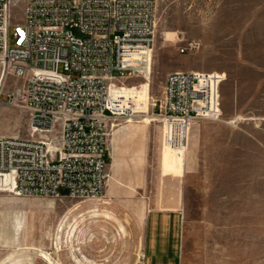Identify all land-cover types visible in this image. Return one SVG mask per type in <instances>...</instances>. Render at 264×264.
I'll use <instances>...</instances> for the list:
<instances>
[{
  "label": "rangeland",
  "instance_id": "rangeland-1",
  "mask_svg": "<svg viewBox=\"0 0 264 264\" xmlns=\"http://www.w3.org/2000/svg\"><path fill=\"white\" fill-rule=\"evenodd\" d=\"M156 1L151 78L127 85L143 86L158 104L156 115L170 73L222 72L221 120L194 122L180 154L166 150L161 125L150 117L122 122L105 158L109 175L124 183L114 199L1 193L0 238L26 242L29 223L37 222L29 237L36 248L51 252L56 239L66 241L67 264H139L147 192L159 197L167 181L176 179L183 197V264H264V0ZM25 4L16 1L14 21L23 19ZM74 35L81 37L77 29ZM189 41L199 49L181 54ZM21 83L12 76L3 83L0 135L29 137L28 113L7 105L6 94ZM27 207L40 213L31 217ZM18 219L20 233L8 232ZM45 251L36 250L35 264H47Z\"/></svg>",
  "mask_w": 264,
  "mask_h": 264
},
{
  "label": "built area",
  "instance_id": "built-area-1",
  "mask_svg": "<svg viewBox=\"0 0 264 264\" xmlns=\"http://www.w3.org/2000/svg\"><path fill=\"white\" fill-rule=\"evenodd\" d=\"M16 1L0 0V74L22 82L7 105L28 113L30 134L0 137V194L102 198L105 158L122 122L150 117L163 146L180 154L194 122L221 120L222 72L170 73L156 115L143 86L127 85L151 76L156 0H25L23 19L14 21ZM199 47L189 41L180 53Z\"/></svg>",
  "mask_w": 264,
  "mask_h": 264
},
{
  "label": "crops",
  "instance_id": "crops-1",
  "mask_svg": "<svg viewBox=\"0 0 264 264\" xmlns=\"http://www.w3.org/2000/svg\"><path fill=\"white\" fill-rule=\"evenodd\" d=\"M0 137L21 136L19 133H11L0 135ZM165 148L167 151L171 150L167 146ZM111 166L116 171V163L114 162ZM129 180L135 184L133 178ZM119 186L123 187L124 183L117 174L110 173L105 198L114 199L119 189L121 190ZM154 195L155 193L149 190L144 199L147 211L143 219L139 264H183L184 213L179 181L169 179L160 196ZM21 223H23L22 220ZM58 227L61 229V224H58L54 230L57 231ZM12 230L16 229H9L8 232ZM54 245L55 251L52 249L51 252H46L36 248L34 238L28 237L26 242L12 237L0 238V264H35L36 250L46 252L44 254L47 257V264H67L66 241L63 243L61 239H56Z\"/></svg>",
  "mask_w": 264,
  "mask_h": 264
},
{
  "label": "bare ground",
  "instance_id": "bare-ground-1",
  "mask_svg": "<svg viewBox=\"0 0 264 264\" xmlns=\"http://www.w3.org/2000/svg\"><path fill=\"white\" fill-rule=\"evenodd\" d=\"M151 74H152V70H151ZM150 78H151V76L146 80V81H149L150 80ZM3 83H4V79H2L1 78V83H0V89H2V87H3ZM27 210H29V212L31 213L30 214V216L32 217L33 215H35V214H38V213H40L39 212V209L38 208H31V207H27ZM22 220V219H21ZM21 220H17V224H16V230H14L16 233H20V231L23 229V223H21ZM13 221V220H12ZM29 224H31V229H28V232L30 233V234H32V233H36V231H37V229L39 228V226H38V224H37V222H35V223H29ZM30 234L28 235L29 237H30Z\"/></svg>",
  "mask_w": 264,
  "mask_h": 264
}]
</instances>
